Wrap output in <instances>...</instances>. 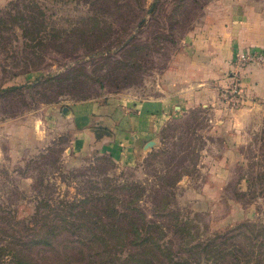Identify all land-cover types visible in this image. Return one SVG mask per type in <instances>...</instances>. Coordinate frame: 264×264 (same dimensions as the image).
<instances>
[{
    "label": "rangeland",
    "instance_id": "obj_1",
    "mask_svg": "<svg viewBox=\"0 0 264 264\" xmlns=\"http://www.w3.org/2000/svg\"><path fill=\"white\" fill-rule=\"evenodd\" d=\"M238 4L0 0L3 264V249L41 264H264V108L243 131L214 120L218 104L230 114L247 105L241 70L264 61L238 63L224 87L212 80L209 102L170 120L146 154L77 149L70 112L150 96L168 70L193 65V33L243 16ZM250 51L264 55L237 53Z\"/></svg>",
    "mask_w": 264,
    "mask_h": 264
},
{
    "label": "crops",
    "instance_id": "obj_2",
    "mask_svg": "<svg viewBox=\"0 0 264 264\" xmlns=\"http://www.w3.org/2000/svg\"><path fill=\"white\" fill-rule=\"evenodd\" d=\"M237 2L241 5L240 0ZM263 2L257 0L255 4L241 5L246 17L244 14L222 16L218 26L193 33L198 36L195 41L199 48L193 51L191 58H185L188 65H193L186 72L177 68L168 70L166 77L156 82L150 96L125 93L118 99L106 98L101 102L87 101L72 106L70 112L77 128L75 147L82 150L90 145L88 141L98 142L102 151L125 159L131 153L146 154L158 146L159 134L170 120L184 113L193 103L205 106L209 102L213 97L209 93L210 84L215 79L219 88L224 87L225 80L236 70L237 64L234 63L238 51L255 49L263 52ZM204 46L202 51L200 48ZM241 71L249 95L247 105L230 114L218 104L214 109V120L216 128L221 131L232 127L243 131L241 120L256 111L262 112L264 108L261 102L257 103L264 101V62L250 64ZM151 141L156 143L154 147H148Z\"/></svg>",
    "mask_w": 264,
    "mask_h": 264
},
{
    "label": "trees",
    "instance_id": "obj_3",
    "mask_svg": "<svg viewBox=\"0 0 264 264\" xmlns=\"http://www.w3.org/2000/svg\"><path fill=\"white\" fill-rule=\"evenodd\" d=\"M8 251L10 253V255L8 254L10 256V258H6V259H8L7 261H9L11 264H13V261L15 264H41V263H37L36 261L34 262L32 259H30L29 255L27 256L26 254H24L25 251H23V250H19L17 253V251H15V250L3 249V252H8ZM10 251L12 252V254ZM26 256H27V258H26ZM2 261L3 260L1 259L0 264H3ZM10 263H7V264H10ZM56 264H60V262H58Z\"/></svg>",
    "mask_w": 264,
    "mask_h": 264
},
{
    "label": "built area",
    "instance_id": "obj_4",
    "mask_svg": "<svg viewBox=\"0 0 264 264\" xmlns=\"http://www.w3.org/2000/svg\"><path fill=\"white\" fill-rule=\"evenodd\" d=\"M252 61H264V55L261 54V52L258 54L256 52H251V51L245 53H237L235 55V63H237V65L238 63L243 64V63H250ZM237 89H238V85L235 84V91L239 93Z\"/></svg>",
    "mask_w": 264,
    "mask_h": 264
},
{
    "label": "water",
    "instance_id": "obj_5",
    "mask_svg": "<svg viewBox=\"0 0 264 264\" xmlns=\"http://www.w3.org/2000/svg\"><path fill=\"white\" fill-rule=\"evenodd\" d=\"M67 112V109H66ZM156 145V143L154 141L149 142L148 147H154Z\"/></svg>",
    "mask_w": 264,
    "mask_h": 264
}]
</instances>
